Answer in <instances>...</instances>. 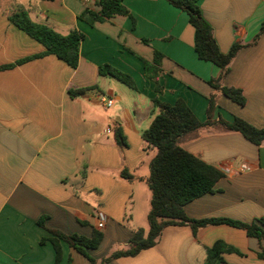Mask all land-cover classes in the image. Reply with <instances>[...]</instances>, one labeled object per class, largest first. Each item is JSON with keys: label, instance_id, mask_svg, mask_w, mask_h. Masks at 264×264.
<instances>
[{"label": "crops", "instance_id": "1", "mask_svg": "<svg viewBox=\"0 0 264 264\" xmlns=\"http://www.w3.org/2000/svg\"><path fill=\"white\" fill-rule=\"evenodd\" d=\"M100 1L0 0V264H56L50 231L87 238L102 231L101 245L90 250L98 262L128 250L138 229L148 232V179L157 149L143 134L160 112L155 99L169 105L182 99L205 123L213 97V121L239 118L264 128V33L257 39L264 0L199 1L220 50L243 46L220 85L240 89L244 105L210 85L221 70L198 57L184 11L167 0H122L129 15L93 25L80 20L86 9L100 11ZM20 11L61 35L83 33L78 67L42 56L46 48L10 20ZM155 51L163 55L157 81L144 66ZM104 64L131 76L136 89L100 75ZM79 90L84 93L72 96ZM103 98L114 105L106 108ZM180 145L224 173L214 192L184 207L186 215L255 223L264 231L258 222L264 220V142L256 146L216 124ZM243 164L249 169L240 173ZM217 242L239 252L224 253L226 264H264V238L226 224L196 234L189 225L168 226L153 248L106 264H205ZM61 247L60 264H91L67 243Z\"/></svg>", "mask_w": 264, "mask_h": 264}, {"label": "trees", "instance_id": "2", "mask_svg": "<svg viewBox=\"0 0 264 264\" xmlns=\"http://www.w3.org/2000/svg\"><path fill=\"white\" fill-rule=\"evenodd\" d=\"M167 1L189 16V21L195 29V50L198 57L220 68L219 77L210 81V85L221 90L234 102L244 105L246 99L240 89L220 85L223 77L230 71V64L243 46L236 43L228 53H223L220 50L213 27L202 15L199 6L200 0ZM99 5L100 11L86 9L80 15V20L93 25L105 22L115 15H129V11L123 6L122 0H101ZM10 20L46 48V53L42 56L55 55L70 67H78L80 46L85 39L83 33L72 31L66 36L61 35L47 26L34 23L26 11L16 12L10 17ZM263 33L264 22L257 39ZM144 42L148 43L146 40ZM37 57L41 56L32 57L28 60ZM162 59L163 55L155 51L153 62L144 61L146 74L153 80L157 81L162 73ZM99 74L111 76L126 86L136 89V84L131 76L110 65H101ZM82 93H84L82 90L71 91L72 96ZM154 105L159 108L160 112L149 129L143 134L144 140L157 149V155L150 165L151 173L148 179L152 191L151 209L148 213V232L146 233L144 229H138L129 241L128 250L116 251L98 262L90 255V250H95L101 245L104 238L102 231L95 229L90 238L50 231L52 236L49 241L54 245L56 251V264H60L62 259L61 242L67 243L70 248L85 256L91 264H106L114 259L136 256L143 250L153 248L158 243L164 229L174 225H189L196 234L201 228L226 224L246 230L249 236L258 239L264 238V231L255 223L246 224L226 218L196 220L186 215L184 207L195 199L214 192L216 184L224 177V173L189 153L180 145L181 139L186 135L206 126L220 124L230 131L242 134L254 145L261 146L264 142V128L257 129L239 118H236L232 123L222 119L213 121L212 114L215 107L213 97L209 102L208 120L205 123L198 120L191 108L182 99H179L174 105L162 103L155 99ZM123 176L126 179L131 178L127 173H123ZM258 222L264 224L263 219L258 220ZM46 241L44 239L42 243ZM224 253L238 254L239 252L223 242H217L207 250L205 264H226L222 257Z\"/></svg>", "mask_w": 264, "mask_h": 264}, {"label": "built area", "instance_id": "3", "mask_svg": "<svg viewBox=\"0 0 264 264\" xmlns=\"http://www.w3.org/2000/svg\"><path fill=\"white\" fill-rule=\"evenodd\" d=\"M78 1H82L85 4H88L90 2V0H78ZM102 101H103L104 105L106 106V108H111L114 105V99L113 98H103ZM106 132L110 133L111 129H107ZM248 169H249L248 166L243 164L240 166L239 172L243 173V172L248 171ZM104 222H105V218L101 214L99 216L98 229H102L104 227Z\"/></svg>", "mask_w": 264, "mask_h": 264}, {"label": "rangeland", "instance_id": "4", "mask_svg": "<svg viewBox=\"0 0 264 264\" xmlns=\"http://www.w3.org/2000/svg\"><path fill=\"white\" fill-rule=\"evenodd\" d=\"M146 226H147V225H146ZM146 226H145V227H146Z\"/></svg>", "mask_w": 264, "mask_h": 264}]
</instances>
